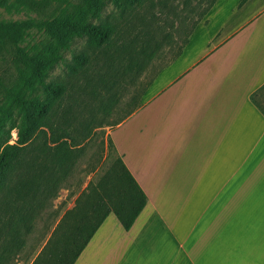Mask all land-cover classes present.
<instances>
[{
    "label": "crops",
    "instance_id": "1",
    "mask_svg": "<svg viewBox=\"0 0 264 264\" xmlns=\"http://www.w3.org/2000/svg\"><path fill=\"white\" fill-rule=\"evenodd\" d=\"M262 101L264 0H217L115 130V148L146 193V208L130 231L110 215L76 264H259ZM158 102L157 121L168 128L154 157L160 126L148 116ZM128 124L129 137L118 140ZM129 140L131 149L122 150ZM130 152L138 159L132 165Z\"/></svg>",
    "mask_w": 264,
    "mask_h": 264
},
{
    "label": "rangeland",
    "instance_id": "2",
    "mask_svg": "<svg viewBox=\"0 0 264 264\" xmlns=\"http://www.w3.org/2000/svg\"><path fill=\"white\" fill-rule=\"evenodd\" d=\"M31 1L37 3L35 8L24 6L19 0L0 5V152L5 142L14 144L17 140L22 116L17 99L44 100V84L50 83L69 85L57 107L56 118L61 124L66 123L64 127L81 147L75 150V159L65 164L68 174L63 182L54 184L56 191L39 196L43 208L26 215L18 225L20 237L12 236L19 220L16 209L9 202L4 206L0 264H33L62 217L75 207V200L91 181L98 182L108 172L119 155L114 152L108 156V136L114 141L117 124L142 105V96L177 60L194 26L213 2L147 0L142 7L121 13L111 0ZM96 13H100L99 18ZM55 21L95 26L110 23L115 28L112 46L94 51L88 47L87 38L51 26ZM80 53L90 56V64L82 74L72 76L68 65ZM148 56L152 58L148 60ZM22 57H52L56 61L49 68L32 69L22 62ZM162 104L158 102L151 110L156 113L148 116L150 125L160 126L154 140V157L160 153L163 132L168 128V121H157V107ZM129 126L119 132L118 140L129 137ZM123 140L127 142L125 137ZM120 146L130 150L131 142ZM41 147L42 140L34 138L26 159L40 160ZM129 159L131 165L138 160L132 152ZM55 170L52 168V175L57 174ZM258 258L264 261V257Z\"/></svg>",
    "mask_w": 264,
    "mask_h": 264
},
{
    "label": "trees",
    "instance_id": "3",
    "mask_svg": "<svg viewBox=\"0 0 264 264\" xmlns=\"http://www.w3.org/2000/svg\"><path fill=\"white\" fill-rule=\"evenodd\" d=\"M6 1L0 0V5H4ZM19 1L30 8H35L37 4L31 0ZM111 1L121 13H126L129 10L142 7L147 0ZM216 2L217 0H213L202 19ZM99 16L100 13H96V17L99 18ZM201 20L194 26L176 59L182 55L183 49L189 43L190 36ZM50 25L68 30L70 35L87 38L88 47L94 51L112 46L115 34V28L110 23L95 26L78 22L55 21ZM29 26L34 25L30 24ZM151 58L148 56V60ZM21 60L27 67L37 69L51 67L56 58L22 57ZM90 61L91 58L87 53L75 55L72 63L68 65L69 73L72 76L82 74ZM68 86L66 83L44 84V100L40 98L17 99L22 115L21 122L17 127V140L14 144H10V141L5 142L0 152V220L4 206L9 202L14 206L13 209H16V215L19 218L13 228L12 236L20 237L18 225L22 224L26 215L35 214L43 208V205L38 201L39 196L50 195L56 191L54 184L65 180L68 174L65 164L75 159V150L81 147V143L76 141L69 130L64 127L66 123L61 124L62 122L56 118L57 107L67 95ZM36 134H38L37 137ZM34 138L42 140L40 160L35 157L28 159L25 157L31 152L30 145L34 142ZM107 143L108 156L111 153H117L110 136L107 138ZM52 168H56V175H52ZM147 204L146 193L118 155L108 172L98 182L91 181L76 199L75 207L65 213L33 264H76L110 215H115L122 227L126 231H130ZM15 205H19V207H15Z\"/></svg>",
    "mask_w": 264,
    "mask_h": 264
}]
</instances>
